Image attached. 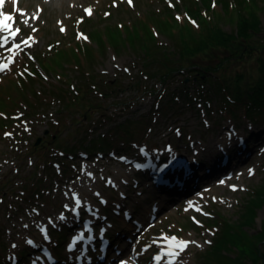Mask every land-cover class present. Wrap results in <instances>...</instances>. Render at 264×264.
<instances>
[{
	"label": "rangeland",
	"instance_id": "rangeland-1",
	"mask_svg": "<svg viewBox=\"0 0 264 264\" xmlns=\"http://www.w3.org/2000/svg\"><path fill=\"white\" fill-rule=\"evenodd\" d=\"M229 1L132 0L129 4L128 0H76L65 6L59 0H16L15 4L5 0L0 11L13 16V21H9L11 30L21 31L15 39L0 32V63H8L7 57L13 56L8 68L0 71V264H17L20 254L18 264H50L44 263L43 247L52 249V256L58 257L57 264H94L101 262V237L110 239L108 259L104 261L111 259L110 264H154L156 253L165 256L161 264H239L256 257L257 250L264 251L260 242L264 232V139L235 164L231 152L228 161L218 156L217 162L208 167L209 178L199 175L195 182L202 181L196 186L195 182L165 177L170 183L181 185L183 192L173 200L176 206L166 203L161 207V211L169 210V215L161 216L159 210L148 216L154 198L162 194L171 197L176 189L171 186L166 193L163 188H156L152 179L158 176L156 170H161L165 157L156 156V160L145 163V148L158 150L168 144L180 148L179 144L187 143L190 136L203 138L220 133L227 123L249 137L245 150L254 146L250 143L260 135L264 137V124L254 123L242 114L236 119L224 117L218 101L202 91V96L213 99L207 106L210 110L197 101L194 107L181 101L162 110L164 96L171 89L183 88L184 79L188 81L190 76L188 72L176 73L166 89L157 76L151 75L159 66L154 61L161 50L177 55L181 33L193 42L198 34L216 36L206 29L207 25H215L223 37L240 38L235 12L242 5L234 6ZM255 1L256 8L242 7L250 15L251 27L245 32L251 38L242 41L244 46L264 45V0ZM188 5L196 10V16L190 15ZM230 5L234 8L228 9ZM88 8L91 15L86 14ZM219 8L224 9L223 15ZM204 9L209 11L206 20L197 22L198 11ZM230 10L233 16L229 17ZM185 19L195 25L194 33L186 28L175 34L166 30L165 22L174 20L184 25ZM24 20L29 22L25 24ZM147 24L151 25L152 35L146 32ZM61 27L65 31L61 32ZM132 35L135 37L131 44ZM5 36H9L7 41H3ZM29 37L35 43L29 41L31 47H25L22 41ZM154 37L155 59L148 61L143 58L141 47L149 51L146 41ZM17 43L21 48L10 52L8 49ZM90 55L95 57L90 60ZM149 86L152 90L145 89ZM188 91L197 94L198 89L191 86ZM77 94L83 97H75ZM88 105L92 108L83 117ZM141 120L137 138L117 137L114 127L118 123ZM38 138L40 142L36 144ZM107 141L111 145L104 147ZM61 143L65 148L57 146ZM66 147L72 150L67 151ZM122 155L128 158L127 163L118 162ZM81 159L89 161L85 167ZM101 161H108L106 168H96L93 173L101 178L91 181L86 165L89 168L91 163ZM136 161L143 167H133ZM117 171L128 174L129 182L122 192L107 180ZM79 174L81 183L74 184ZM210 180L217 185L205 189ZM67 185L77 193H82L83 188L90 203L83 204V198L74 192H64ZM92 189L96 190L90 192ZM75 198L81 199L78 207L73 204ZM22 218L27 227L20 231L15 222ZM87 220L91 227L88 243L83 248L82 241H76L70 250L67 244L71 236ZM38 221L41 224L36 227ZM26 237L33 243L24 242ZM166 237L195 243L171 257L165 253L179 250L171 247L173 242ZM54 239L61 245L60 252L52 247ZM126 239L131 243L125 246ZM13 244L17 247L13 248ZM240 245L253 248L252 254L243 253ZM119 247L125 252L113 255ZM76 250H85L82 253L88 255L90 262L73 258ZM39 255L42 261L37 260Z\"/></svg>",
	"mask_w": 264,
	"mask_h": 264
},
{
	"label": "trees",
	"instance_id": "trees-1",
	"mask_svg": "<svg viewBox=\"0 0 264 264\" xmlns=\"http://www.w3.org/2000/svg\"><path fill=\"white\" fill-rule=\"evenodd\" d=\"M200 1L205 3V0ZM232 2H234V6L235 4L236 6L242 5V7L248 6L250 10L254 7L256 8L257 5L255 0H231L229 1V4L233 5ZM232 5H230V8L228 7V9H233L234 7ZM242 7L239 8V11L236 10V15L234 14L236 16V21L239 23L237 32L239 31L241 34V36L237 35V37H240L238 39L235 38V36L225 35L223 37L224 34L217 30L218 27L214 28L215 25H207L206 29L213 32L212 34H214V32L217 33L216 36L215 34L214 36L211 35L213 37L205 36V34H198L196 41L190 42L188 37L184 35V33H181L178 37L177 55L174 57L172 56L173 53H166V49H164L160 51V54L158 55L159 58L156 61H154L155 58L152 56V53L155 52L153 51V46H157V44L154 43L156 42L155 37L153 40L151 38V41H146L147 46L149 45V51L146 47L135 45V47H141L144 56L143 58L146 57V60L148 61L152 59L155 62L154 64H159L158 67L152 70L156 71H151V73H153L151 75L158 77L161 81V87L166 86V89H168V83L172 80V76L176 73L183 74V72H188L187 75L190 76L188 81L187 79H184L186 85L183 88H179V90L176 91H172L173 89H171L169 90L170 92L164 96V103L161 102L160 105L162 110L177 106L178 104H181V101L183 104L193 107L196 105L197 101L206 109L210 110L207 106L213 99L209 100L205 97L209 94L212 95L213 98H215L220 104V111L226 114L224 117L236 119L239 114H242L247 116L250 120L256 121L254 123L264 124V45L258 44L254 47L246 44L247 46H244L242 41L251 38L249 34L246 36L245 32L247 30L249 31L251 27L248 21L250 15H246L247 12L245 13L242 11L244 9ZM188 9L191 12L190 15L196 16V10H194V8H191L188 5ZM223 11L224 9H218L219 14L221 15H223ZM231 11L233 12V10H230L228 13L229 17L233 16ZM206 12L209 13L207 9L198 11L199 15L197 22H199L200 19L201 21L206 20ZM164 24L166 25V30L174 34L181 28L190 29V32L195 31V25L190 23L188 19H185L183 23L184 25L178 24V21L175 22L174 20L167 21ZM145 26L146 32L152 35L150 30L151 25L147 24ZM176 26L179 27L175 28ZM184 31L186 30H182V32ZM253 32H255V29ZM134 37L135 35H132L129 39L131 44ZM232 43H235V45L232 46ZM215 50H218V52ZM94 57V55H90V60ZM246 63H250L251 66L247 67ZM148 75L151 76L150 73H148ZM191 86H195L196 90L198 89L197 94L190 91L187 92V89L189 90ZM145 89L152 90V87L149 86ZM201 91L205 96H202L203 94H201ZM77 96L83 97L81 94H77L75 97ZM76 102H74V104L78 103ZM91 108L92 106L90 105L85 107L83 117L87 116V112H89ZM142 124V120L127 121L126 123H118L114 129L116 130L117 137L120 139H135L142 128ZM60 142L61 140L59 139V143ZM110 145L111 143L107 141L103 146L105 147ZM57 146L65 148V145L62 143L59 145L57 144ZM100 147L102 146H98V148ZM66 148L67 149L65 150L67 151L72 150V148ZM92 150H94V148L90 149V151ZM258 236H260V233ZM54 242L53 248L60 252L61 245L59 241L54 239ZM260 242L264 244V232L261 234ZM240 246L243 253L248 255L252 254L253 248H250V246ZM20 255V258L17 259V264L20 263L22 259ZM240 257L243 256L241 255ZM259 262H261L260 264H264V251H261L260 249L256 251V257L251 260H247L246 262L241 261L239 264H256Z\"/></svg>",
	"mask_w": 264,
	"mask_h": 264
},
{
	"label": "bare ground",
	"instance_id": "bare-ground-1",
	"mask_svg": "<svg viewBox=\"0 0 264 264\" xmlns=\"http://www.w3.org/2000/svg\"><path fill=\"white\" fill-rule=\"evenodd\" d=\"M59 1L62 5L69 6L71 2L76 1V0H59ZM71 49H73V48H71ZM190 125H192V122L190 123ZM247 129H252V127L248 126ZM173 130H174V128H173ZM261 130H262V128L260 127L259 131L261 132ZM262 132H263V130H262ZM263 139H264V137L260 135L259 138L255 139L254 141H252V143H250L252 145L254 144V146H249V148H247L245 150V148L248 146L247 143H248L249 137H246L245 132L243 130L240 131V130L236 129L235 126H233L232 124L227 123L224 125V129L223 130L221 129L220 133H217V134L212 133L210 136H204L203 138L190 136L187 143L179 144L180 148H176L175 145H169V144H168V146L163 145L158 150L145 148L144 154H147V159H146L145 163H149L150 160H153L157 157L164 156L165 157V160H164L165 163H163V164L167 165V167L163 168L164 165L162 166L163 172L158 167L159 171L163 174L164 177L174 178L176 180L181 178V180L185 181V183L190 182V183L194 184L195 180L198 179L200 176H201V178H204V179L209 178L208 172H209L210 168L208 169V167H211L212 164H215L217 162L218 156L220 158H221V156H224V158L228 161L231 159V155L229 153V152H231L234 154L233 155V160H234L233 164H235V161L242 160V158H244L245 156H248L249 152L253 151L255 149V147L261 143V141ZM221 154H223V155H221ZM85 159L80 160V163H82L83 167H85V163L89 162V161L87 162ZM127 159L128 158H126L122 155L121 157H118V162L119 163H127ZM102 163H104V164H102ZM105 163H108V161H106V162L101 161V164H99L97 162L91 163L89 165V168H87V165H86L85 172L88 173V176L92 179L91 181H93V180L96 181L97 179L101 178V175H99L100 177H95L93 172L95 171L96 168L104 170L106 168L104 166ZM93 165H95L96 167H92ZM158 166H160V165H158ZM120 168L122 169V167H120ZM164 172H168V173H164ZM89 173L91 175H89ZM83 174H84V170H83ZM145 174H146V176L148 175V173H146V172H145ZM81 177H82V175L79 174L73 180V183L75 181L76 182L74 184L81 183L80 182L82 179ZM127 178H128L127 173H125V172L120 173L119 171H117L114 173V175H110L109 178L107 177V180H108L109 185H112L118 192H122V190L124 189V186L129 182ZM201 181L202 180L197 181V182H201ZM197 182H195V186H196ZM74 184H73V186H74ZM215 185H217V182L212 183V181L210 180V182H208V184L204 188L205 189H211V188H214ZM171 186H174L173 187L174 190L176 189V192H174L173 196L166 197L165 194H162L161 196L154 198L152 200L149 208H148L149 212H150L148 216L154 215L159 210L161 211V207L163 205L165 206L166 203H167V205H171V204L172 205L175 204V206L177 205V203L173 202V200L183 192L182 191L183 189L180 190L181 185H177L176 183H173L169 187L157 186L156 188H163V190L167 193L169 191V188H172ZM93 190H96V189H92V190H90V192H93ZM157 190H159V189H157ZM70 191L74 192L73 195H75V196H78V197L81 196V198H83V202H82L83 204L90 203L89 198H87V196H89V195L84 194L83 188L81 189L82 193H77L76 191L72 190V186H70V185L69 186L67 185L66 188L64 187V192H70ZM171 193L172 192H170V194ZM101 200L103 201V197H101ZM73 204L76 206L75 202ZM86 206H89V205H86ZM160 213H162L161 216H167L170 214V211L167 210L164 212V210H163ZM141 218H143V217H141ZM155 219H156V217H155ZM38 224H41V222L38 221L37 223H35V226L38 227ZM15 225L21 231L26 224L24 225V220L22 218L20 221L15 222ZM90 229H91V227L89 225V221L87 220L81 226L80 231L76 232V239H77L76 241H79V240L82 241V247L83 248L85 247V244L88 243V240L90 237L89 235L91 234ZM81 234L83 235V238L78 239L81 236ZM21 235H23V234H21ZM36 235H37V237L41 236L38 233H36ZM17 240L20 241V239H18V238H17ZM29 240H30V238L26 237L24 242H28ZM123 242H124L125 246L128 245L129 242L131 243L130 239H126ZM114 251L115 252L113 255H121L122 253L125 252L122 247L115 248ZM82 252H85V250H83V251L76 250L74 253H72L73 258L83 259V262H85V263L90 262V261H88V258H87L88 255L85 256V254ZM37 260L42 261L40 255L37 256ZM46 261L51 263L50 260H46V259H45L44 263ZM104 261H106V260H104ZM104 261L94 262V264H110L111 263V259H109V261H107V262H104ZM123 264H125V262H123Z\"/></svg>",
	"mask_w": 264,
	"mask_h": 264
},
{
	"label": "snow or ice",
	"instance_id": "snow-or-ice-1",
	"mask_svg": "<svg viewBox=\"0 0 264 264\" xmlns=\"http://www.w3.org/2000/svg\"><path fill=\"white\" fill-rule=\"evenodd\" d=\"M13 3L15 4L16 3V0H13ZM128 3L131 4L132 3V0H128ZM5 4V0H0V9L3 8ZM86 11V14L88 15H91L92 12H91V9L88 8L85 10ZM20 15H24L23 12L20 13ZM33 18H36V17H33ZM13 16L10 15V14H5L3 11H0V32H5V33H9V35L11 36V38L15 39L17 34L21 31L19 28H16L14 31L11 30L12 29V25L9 23V21H13ZM177 19H180V17H177ZM29 21L28 20H24L23 23L27 24ZM61 32L65 31V29L63 27H61ZM33 31H36V29H33ZM9 38V36H5L3 37V41H7V39ZM86 39V37H85ZM29 41H32V43H35V41L32 39V37H29L28 39H25L22 41V44L25 46V47H31V44L29 43ZM21 48V44L20 43H17V44H14L12 48L8 49L10 52L13 51V49H20ZM7 60H8V63H0V71H4L5 69L8 68V65L10 63H12L13 61V56H8L7 57ZM178 131V130H177ZM10 135V134H8ZM143 151V150H141ZM167 165H164L163 168H166ZM163 168H161V171H163ZM249 174L251 175V170H249ZM89 175H91L89 173ZM233 190H236L235 189V186H233ZM67 195V194H66ZM80 200L79 198H76V206L78 207L80 205ZM68 206L65 205V208H67ZM73 211H75V209H73ZM197 211H199V209H197ZM61 220L64 219L63 215L61 214V217H60ZM25 227H27V225H25ZM41 231L43 232L44 229H41ZM83 238V235L81 234V236L78 238V239H82ZM165 239H170L173 244L170 245L171 247H174L175 249H178L179 251H169V252H166L165 255L167 256H171V257H174V256H177L179 255V252H182L184 251L188 245L190 243H195V241H186V240H178L176 237H171V238H165ZM29 244H32L33 242L31 240L28 241ZM206 243H210L208 241H206ZM13 248H16L17 245L13 244L12 245ZM71 247L70 246V250H71ZM162 257L161 256H156L155 259L156 260H160Z\"/></svg>",
	"mask_w": 264,
	"mask_h": 264
},
{
	"label": "water",
	"instance_id": "water-1",
	"mask_svg": "<svg viewBox=\"0 0 264 264\" xmlns=\"http://www.w3.org/2000/svg\"><path fill=\"white\" fill-rule=\"evenodd\" d=\"M39 142H40V138L37 139L36 144H38Z\"/></svg>",
	"mask_w": 264,
	"mask_h": 264
}]
</instances>
